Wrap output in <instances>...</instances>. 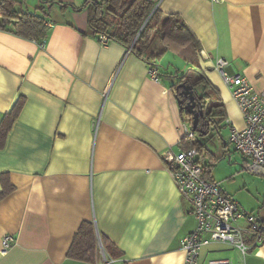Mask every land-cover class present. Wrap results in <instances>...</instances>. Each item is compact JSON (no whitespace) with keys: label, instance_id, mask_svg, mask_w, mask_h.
<instances>
[{"label":"crops","instance_id":"0c3cea01","mask_svg":"<svg viewBox=\"0 0 264 264\" xmlns=\"http://www.w3.org/2000/svg\"><path fill=\"white\" fill-rule=\"evenodd\" d=\"M53 1L80 7L84 0ZM153 1L161 12L178 14L198 39L199 64L220 94L228 136L232 127L242 128V114L214 61L225 58L228 73L264 89V0ZM42 6L48 26L43 42L0 27V121L23 98L0 148V189L3 173L14 186L0 199V248L4 234L15 238L0 252V264H103L109 255L99 235L111 251H120L109 264H183L179 241L196 221L163 154L178 152L188 140L182 133L187 117L171 86L186 63L166 52L182 63L161 58L155 80L129 49L99 42L87 9ZM51 12L60 16L51 18ZM228 143V137L222 141L229 158ZM205 154L212 152L205 147ZM83 221L95 227L94 261L67 256ZM214 244L224 245L203 246L200 264L212 258L264 264V243L244 256Z\"/></svg>","mask_w":264,"mask_h":264},{"label":"trees","instance_id":"16d2710c","mask_svg":"<svg viewBox=\"0 0 264 264\" xmlns=\"http://www.w3.org/2000/svg\"><path fill=\"white\" fill-rule=\"evenodd\" d=\"M44 1L49 4L58 3L60 7L87 9V24L93 34L106 35L108 41H115L129 49L150 68L157 69L166 52H172L182 58L186 67L182 72L184 75L179 79H186L191 83L199 91L204 102V116L199 118L197 128L201 132H207L209 128L219 131L226 118L222 99L200 67L198 53L201 46L198 39L178 14L161 12L153 0H84L80 7L53 0H40L41 4L32 11L19 8L16 0H0V27L8 28L19 36L43 42L48 32L43 16ZM171 86L176 94V84ZM185 102L186 99L183 104ZM22 105L23 98L19 97L0 121V148L3 147ZM181 112L187 117L186 121L191 123L190 115L184 110ZM183 147H196L200 155L205 154L204 145L193 138L184 140ZM211 166V162L206 164L207 174L210 173ZM13 188L8 175L3 173L0 199ZM98 239L110 259L119 257L120 251H111L105 238L99 235ZM96 253L95 227L92 222L83 221L75 233L67 256L94 261Z\"/></svg>","mask_w":264,"mask_h":264},{"label":"built area","instance_id":"2783aa9c","mask_svg":"<svg viewBox=\"0 0 264 264\" xmlns=\"http://www.w3.org/2000/svg\"><path fill=\"white\" fill-rule=\"evenodd\" d=\"M98 38L101 44L108 41L104 34ZM227 66L225 58L218 57L214 61V67L229 88L244 121L242 128L230 129L229 143L247 160L250 171L264 175V89L255 90L242 74L228 73ZM148 72L151 78L157 79V69L149 68ZM182 133L183 137L191 139L196 132L192 130L191 123L184 120ZM163 159L196 221L195 228L179 241L184 252L183 264H200L201 248L213 242L228 244L242 256L264 243V217L240 209L220 183L207 174L196 147H182L176 153L166 151ZM14 243L13 235L4 234L0 252H7ZM110 261L103 255V264ZM207 264H231V261L212 258L207 260Z\"/></svg>","mask_w":264,"mask_h":264},{"label":"rangeland","instance_id":"374dc122","mask_svg":"<svg viewBox=\"0 0 264 264\" xmlns=\"http://www.w3.org/2000/svg\"><path fill=\"white\" fill-rule=\"evenodd\" d=\"M17 5L23 6L29 10H34L38 0H17ZM60 15L51 12L49 17L57 18ZM162 59L165 63L167 61H173L174 63L181 62L180 59L172 54H164ZM176 60V61H175ZM224 123V122H223ZM221 124L219 131L210 129L204 134L195 133L193 140H196L204 145L207 149L212 152V155L204 154L205 161L212 163L210 176L211 178L220 179L224 186L227 188V191L230 195L233 196V199L236 200L240 209L243 208L244 203L247 207V211L253 213L264 214V175L250 171L248 169V162L242 156V154L237 151L231 143H228L230 155L223 156V147L222 141L226 140L228 137V129ZM252 208V209H251ZM215 248H226L225 244H214Z\"/></svg>","mask_w":264,"mask_h":264},{"label":"water","instance_id":"95a60500","mask_svg":"<svg viewBox=\"0 0 264 264\" xmlns=\"http://www.w3.org/2000/svg\"><path fill=\"white\" fill-rule=\"evenodd\" d=\"M182 75H184V73L176 77L179 78ZM179 87H183V89L189 93L188 100L184 104H183V100L185 99V96H182L183 91L180 92L177 91V93L175 94L177 103L179 105V109L184 110L186 113L190 115L192 130L198 132L200 135L206 133V132H201L200 129L197 128L199 118L204 116L203 108H198V109L195 108V98L197 100H201V94L191 83L185 81L176 84L175 89L177 90Z\"/></svg>","mask_w":264,"mask_h":264},{"label":"flooded vegetation","instance_id":"af4514ba","mask_svg":"<svg viewBox=\"0 0 264 264\" xmlns=\"http://www.w3.org/2000/svg\"><path fill=\"white\" fill-rule=\"evenodd\" d=\"M177 80H179L178 82H175L174 84H178V83H180V82H182V81H185V82H187L186 81V79H177ZM177 91L178 92H180V91H183V95L182 96H185V99H186V101L188 100V96H189V93L188 92H186V90H184L183 89V87H179L178 89H177ZM203 106H204V102H203V100L201 99V100H197L196 98H195V108H203Z\"/></svg>","mask_w":264,"mask_h":264}]
</instances>
